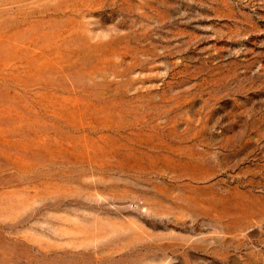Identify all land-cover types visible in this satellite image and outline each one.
<instances>
[{
	"label": "rangeland",
	"instance_id": "obj_1",
	"mask_svg": "<svg viewBox=\"0 0 264 264\" xmlns=\"http://www.w3.org/2000/svg\"><path fill=\"white\" fill-rule=\"evenodd\" d=\"M0 264H264V0H0Z\"/></svg>",
	"mask_w": 264,
	"mask_h": 264
}]
</instances>
